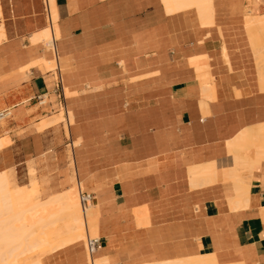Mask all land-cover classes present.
I'll use <instances>...</instances> for the list:
<instances>
[{
  "label": "crops",
  "instance_id": "obj_1",
  "mask_svg": "<svg viewBox=\"0 0 264 264\" xmlns=\"http://www.w3.org/2000/svg\"><path fill=\"white\" fill-rule=\"evenodd\" d=\"M54 2L53 47H27L3 28L0 172L18 161L56 168L45 199L91 178L83 191L96 203L100 241L91 257L102 264H264V42L253 46L244 20L264 17V0ZM28 28L30 39L44 17ZM51 149L54 161L44 156ZM88 257L77 241L40 264Z\"/></svg>",
  "mask_w": 264,
  "mask_h": 264
},
{
  "label": "bare ground",
  "instance_id": "obj_2",
  "mask_svg": "<svg viewBox=\"0 0 264 264\" xmlns=\"http://www.w3.org/2000/svg\"><path fill=\"white\" fill-rule=\"evenodd\" d=\"M184 1V0H183ZM186 1V0H185ZM192 1V0H191ZM199 1V0H198ZM202 1V0H201ZM190 2V1H188ZM195 2V1H194ZM54 0H53V7L55 9V4H54ZM201 3V2H200ZM232 3V2H231ZM199 4V3H198ZM202 4V3H201ZM245 6V5H244ZM46 7H47V11H45V15H46V19L49 23L48 27L34 35H32L30 37L31 42H36L38 40H44V43L47 46H51L53 47V42H54V38L57 37V26H56V20H57V14L55 13L54 15V20H53V16L51 17V12H50V4H49V0H46ZM178 8V7H177ZM205 8V7H204ZM176 9V8H175ZM180 9V8H179ZM211 9V8H209ZM244 11L246 10L243 9ZM210 11V10H209ZM57 12V11H56ZM208 13V12H207ZM212 13V12H211ZM185 14V13H184ZM203 14V13H201ZM247 14V13H244ZM204 15V14H203ZM206 15V12H205ZM0 16H1V11H0ZM242 16V14H241ZM206 17V16H205ZM244 17V16H243ZM201 18V15H200ZM230 18V17H229ZM240 18V17H239ZM218 19V18H217ZM242 20V18H240ZM205 20V19H204ZM231 20V19H230ZM245 20V26L246 25H254L257 28L260 29H264V17H251V16H247ZM207 21V20H206ZM214 21V20H213ZM216 21V20H215ZM233 21V20H232ZM235 21V20H234ZM200 22V21H199ZM203 22V21H202ZM205 22V21H204ZM203 22V25H204ZM212 22V21H209ZM208 22V23H209ZM238 22V21H237ZM213 23V22H212ZM211 23V24H212ZM215 24V23H214ZM212 24V25H214ZM228 24V23H226ZM202 26V23L201 25ZM220 27V26H219ZM53 29L56 30V34L54 36L53 34ZM162 31V30H161ZM4 31H3V26L0 23V41L2 39H4ZM250 36V35H249ZM251 40V43H254V41H252L251 36L249 37ZM259 39V38H257ZM258 43V42H257ZM224 52V51H223ZM226 52V51H225ZM225 56V55H224ZM226 58V57H225ZM204 63V62H202ZM46 67L49 69H55L57 67V64L52 61V62H48L46 64ZM67 69V67L65 66V63L62 62L61 66H60V71L63 72ZM260 71V70H259ZM264 71L261 69L260 73ZM258 72V71H257ZM258 74V73H257ZM262 74V73H261ZM264 75V74H262ZM260 76V75H258ZM262 77V76H261ZM262 81H264V78H261ZM213 90V89H212ZM215 92V91H214ZM227 93V90L226 92ZM227 95V94H226ZM225 95V96H226ZM8 111L2 112V116H0V119L2 118H6L8 116ZM69 116L71 118V115L69 113ZM63 119V118H62ZM68 132V131H67ZM261 136H264L260 133ZM242 136V135H241ZM6 137V136H5ZM254 137V135H251V138ZM2 138V137H1ZM6 138L3 137V140L0 139V147L2 145H4L7 142H9V139H7L5 141ZM79 139V138H78ZM244 140H247L245 138H243ZM256 143L255 139L252 138ZM241 137L239 138L238 142L241 143ZM261 140H264L261 138ZM237 142V141H234ZM237 142V143H238ZM244 142V141H243ZM78 143V142H77ZM232 143V142H231ZM245 143V142H244ZM243 143V144H244ZM229 144V143H228ZM236 144V143H235ZM234 144V146H235ZM243 144L241 146H243ZM247 144V142H246ZM251 144L250 142L248 143V145ZM262 145H264V142L261 143ZM237 145V144H236ZM239 145V144H238ZM246 146V148H248L249 146L251 147V145ZM253 145L255 146L256 144L253 143ZM252 145V146H253ZM260 144L257 143V146L255 147V149L257 147H259ZM260 145V149L264 146ZM240 146V145H239ZM231 147V146H230ZM229 147V148H230ZM245 147V146H244ZM242 148V147H240ZM258 148L259 151L264 152V148H262V150H260ZM233 149H231L232 151ZM256 149L255 153L258 152L260 153ZM262 152L258 155L256 153L255 156H264L262 155ZM257 156V158L259 159V157ZM262 157H260L261 159ZM257 159V160H258ZM259 159V160H260ZM256 160V159H255ZM260 162V161H259ZM211 166V165H210ZM228 166V165H227ZM214 167V165H213ZM226 167V166H225ZM212 168V167H211ZM210 168V169H211ZM8 170V169H7ZM209 170V169H208ZM206 170V171H208ZM29 174L32 173L33 174V168L30 167L29 168ZM75 172V171H74ZM211 172V171H210ZM213 172V171H212ZM215 172V171H214ZM8 173H11L8 171ZM201 174V173H200ZM213 174V173H212ZM12 177V174H10ZM10 175H8L5 171L4 172H0V242L2 243H6L5 244V249L7 248V246H9V248H7V252L9 251L11 253V251L13 252L14 250H16L17 248H21L22 246H26V244L24 243L25 240L27 238L30 239V236L32 235L31 233H33V230L31 229V227L34 226H39L41 229H48V233H55L60 229V231H63L64 233L68 234V240L69 241H81L84 237V235H86V238L90 237L89 234L95 235V237H97V206L96 203H89V205L86 207L85 210L81 209L80 203L78 202L79 200L77 199V197L75 196L74 190H66L63 193H57L54 195H50V197H48V199H46L45 201H42L40 204L35 203L32 201V194L33 193H37L38 190V186H37V182L36 180H31L30 182L32 183V189L31 191H25L23 189V187L21 186H17L13 184V179L10 177ZM31 175V174H30ZM204 175V173H203ZM207 175V173H206ZM205 176V175H204ZM76 177V176H75ZM209 177V174H208ZM33 178V177H32ZM212 179V177H210ZM209 178V180H210ZM35 179V178H34ZM208 179V178H207ZM92 179L89 178L87 180L84 181V183L86 181H91ZM206 180V179H205ZM209 182V181H208ZM15 183V182H14ZM83 183V182H82ZM81 182L77 184V189H78V193L81 190V186H80ZM233 184H234V193H236L235 195L237 196L236 198L243 201L244 199H246V196L248 194L247 191V184L246 181L244 179L241 178H236L233 180ZM94 186H100V183H94ZM249 196V195H248ZM236 199V200H237ZM247 200V199H246ZM226 201V200H225ZM239 202V201H238ZM244 202V201H243ZM231 203V202H230ZM241 203V202H240ZM239 203V204H240ZM246 203V202H245ZM91 204V206H90ZM242 205V204H241ZM90 206V207H89ZM238 207V206H237ZM79 208L81 211V214L79 212ZM48 211V213H47ZM88 211V212H87ZM63 216V225L61 226L62 228H58L57 231L55 230H51V223L53 222V220L57 217V215H61ZM214 220V219H213ZM212 220V221H213ZM205 222V221H204ZM215 224V223H214ZM218 224V223H217ZM218 226V225H217ZM37 227V228H39ZM30 228V229H29ZM39 228V229H40ZM167 228V227H166ZM213 228V227H211ZM40 229V230H41ZM62 229V230H61ZM214 229V228H213ZM218 229V228H217ZM30 230V231H29ZM207 230V229H206ZM211 230V229H208ZM216 230V229H215ZM45 231V230H44ZM29 232V233H28ZM31 232V233H30ZM212 232V231H211ZM42 233L43 232L42 230ZM61 232H59L58 234H60ZM161 233V232H160ZM57 234V235H58ZM145 234V232H144ZM143 234V235H144ZM150 234V233H148ZM166 234V233H165ZM28 235V236H27ZM153 235V234H152ZM162 235V234H161ZM160 235V236H161ZM148 236V235H147ZM164 236V235H163ZM162 236V237H163ZM167 236V235H166ZM26 237V238H25ZM144 237V236H143ZM146 237V236H145ZM150 238V237H149ZM155 239V238H154ZM31 240V239H30ZM28 240V241H30ZM144 240V239H143ZM162 241V240H161ZM215 241V240H214ZM229 241V240H228ZM31 242V241H30ZM29 242V243H30ZM197 243V241H195ZM227 242V241H226ZM27 243V242H26ZM159 243V242H158ZM28 244V243H27ZM164 244V243H163ZM217 244V243H215ZM3 244H0V249H3ZM12 245H16L15 247H12ZM222 245V244H221ZM2 246V247H1ZM11 246V248H10ZM159 248H161V246L159 245ZM157 249V248H156ZM164 250V249H163ZM5 251V252H6ZM165 252V251H164ZM3 255H0V264H15L16 263V259L15 258H11L12 255H10V253L5 254L2 251ZM95 254V253H94ZM93 254V255H94ZM160 255V254H159ZM96 257V256H95ZM160 257V256H158ZM170 258V257H169ZM203 259L198 262L199 264H216L214 262L213 259H211L208 256L202 257ZM88 262L89 264H102L103 260H93L91 256H89L88 258ZM103 259V258H102ZM179 260V259H178ZM173 261V260H172ZM177 261V260H176ZM180 261V260H179ZM182 261V259H181ZM180 261V262H181ZM167 261H165L166 263ZM244 262V261H243ZM157 263V261H156ZM163 262H161L162 264ZM173 263V262H172ZM160 264V263H159ZM174 264V263H173ZM176 264V263H175ZM181 264V263H180Z\"/></svg>",
  "mask_w": 264,
  "mask_h": 264
},
{
  "label": "rangeland",
  "instance_id": "obj_3",
  "mask_svg": "<svg viewBox=\"0 0 264 264\" xmlns=\"http://www.w3.org/2000/svg\"><path fill=\"white\" fill-rule=\"evenodd\" d=\"M34 1L35 0H0V6H1L0 23L3 25L4 31H5V29H11L13 31L12 36L13 37L18 36L19 38H21L25 42V44H27V47H34V48L40 47V49L42 50L44 48H47V47H45V43L43 41H39L36 45L32 46L30 39H29L28 25H29V23L33 22L34 19H38V17L39 18L44 17L45 27H48L49 23L46 19V15H45L46 12L44 11L42 6H40L39 9H35V10L32 9L31 4ZM49 3H50L51 17L53 16L52 18L54 20L55 9L53 7V0H49ZM246 28L248 30L249 35L251 36L252 41H254V43H252V44L255 48L258 46V44L264 42V29L257 28L256 26H254L252 24L246 25ZM16 30L17 31L20 30L21 33L19 35H15V33L17 32ZM257 38H259V39H257ZM5 39H6V33H5V38L3 40H5ZM256 53H257L258 61L259 62L264 61V53H261V52L260 53L256 52ZM262 64H264V63H262ZM57 83L59 84L58 80H57ZM59 90H60V86H59ZM57 92H59V91H57ZM60 114H61L60 118L62 120L61 122L64 126L65 133L67 134L68 133V132H66L67 131V124H66L67 121L65 119V116L63 115L62 110L60 111ZM40 118L42 119V117H40ZM62 118H64L65 121ZM69 122L72 126L73 125L72 120H69ZM62 124H59V125L62 126ZM76 144H77V139L75 137L73 139V145H76ZM67 149H68L67 150V152H68L69 147H67ZM57 154H58V151L51 149L44 156H51L52 160L54 161ZM29 162H32V161H29ZM29 162H26L25 165L23 166V164L20 161H18L17 163H12L9 167H7L3 170H7V169L11 170L12 175H13V184L17 185V186L20 185L27 192L31 191V189H32V185H31L32 183L30 182L32 179L33 180H35V179L37 180V178L41 179L42 182H40V184L38 182L39 191L36 194L35 193L32 194V201L40 204L42 201L46 200L45 198H46L47 194H49L48 193L49 190L47 189V186H49L50 180L48 177L53 172L56 171V168L52 169V168L46 167V165H41V163H39V162H35V163L32 162V164L36 168V171H34L33 174L30 173L31 174L30 175L29 174V172H30L29 166L27 167V164ZM54 166H56V165H54ZM30 178H32V179H30ZM80 186H81V190L85 189L84 181H83V183L81 182ZM92 188L95 190L94 186ZM69 189L74 190L75 196L78 199L77 184L74 183L73 186L70 187ZM65 191H63V192H65ZM63 192H61V193H63ZM90 206H91V204H90ZM79 212L81 214L80 208H79ZM47 213H48V211H47ZM63 221L64 220H63L62 214L57 215V217L51 223V226H50L51 230L57 231L59 227L62 228L61 226L63 225ZM37 227H39V226H36V227L34 226V228H33V226L31 227V229L33 230V233L30 232L32 234L30 236L31 240L29 238H27L25 240L24 243L26 244V246L24 245L21 248L19 247L16 250H14L13 252L11 251V253L9 251L8 252L6 251L7 248H9V246H7V248L5 249L6 243L0 242V244H3L2 245L3 249L2 248L0 249V255H3L2 251L7 255H8V253H10V255H12L11 258L14 256L13 258L16 259L15 264H40V259H42L45 255L49 254L54 249H57L59 247H62V246H65L67 244L74 242V241H69L68 240V238H69L68 234L64 233L63 231H60V229L55 234V233H48V229H43V228L41 229L39 227L41 229L40 230ZM42 230L45 233H42ZM59 232H61V233L58 234ZM89 236L95 237V235H92V234H89ZM28 240H30L31 242ZM85 240H86V235H84L83 239L81 240L84 244V247H85ZM15 246L12 245V247H15ZM10 248H11V246H10ZM202 259L203 258L201 257V258L195 260V262H193L191 264H199L198 262H200Z\"/></svg>",
  "mask_w": 264,
  "mask_h": 264
},
{
  "label": "built area",
  "instance_id": "obj_4",
  "mask_svg": "<svg viewBox=\"0 0 264 264\" xmlns=\"http://www.w3.org/2000/svg\"><path fill=\"white\" fill-rule=\"evenodd\" d=\"M42 5H43L44 11H47L46 0H42ZM60 89H61V86H60ZM0 116H2V112H0ZM78 200H79L81 209L85 210L86 207L89 205V203H91L92 201V195L84 192L83 190H80L78 193ZM99 242L100 241L98 237L86 238L85 248L89 256H92L95 253V251L98 249Z\"/></svg>",
  "mask_w": 264,
  "mask_h": 264
}]
</instances>
